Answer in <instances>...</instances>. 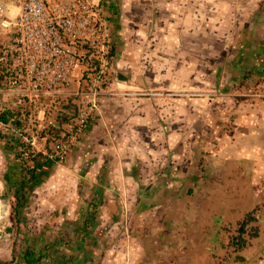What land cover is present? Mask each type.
Masks as SVG:
<instances>
[{
	"label": "crops",
	"instance_id": "obj_1",
	"mask_svg": "<svg viewBox=\"0 0 264 264\" xmlns=\"http://www.w3.org/2000/svg\"><path fill=\"white\" fill-rule=\"evenodd\" d=\"M105 11L121 92L104 95L63 177L26 194L20 264H154L176 250L220 264L225 223L259 207L264 236V0Z\"/></svg>",
	"mask_w": 264,
	"mask_h": 264
},
{
	"label": "built area",
	"instance_id": "obj_2",
	"mask_svg": "<svg viewBox=\"0 0 264 264\" xmlns=\"http://www.w3.org/2000/svg\"><path fill=\"white\" fill-rule=\"evenodd\" d=\"M10 6L16 9L14 19L6 13ZM112 64L105 0H0V91L16 92L18 105L28 108L18 129L27 123L32 130L29 152L37 148L35 136L59 135L60 142L47 156L67 157L104 95L121 92ZM59 94L70 108L62 117L66 131L52 114L58 103L52 97Z\"/></svg>",
	"mask_w": 264,
	"mask_h": 264
},
{
	"label": "rangeland",
	"instance_id": "obj_3",
	"mask_svg": "<svg viewBox=\"0 0 264 264\" xmlns=\"http://www.w3.org/2000/svg\"><path fill=\"white\" fill-rule=\"evenodd\" d=\"M7 10V15L11 19H14L16 15V9L13 6H10ZM16 97V92L0 93V111L3 101L9 103L10 105H16ZM63 106L64 105L61 101L52 106V114L62 120L63 114L67 111L65 108H63ZM16 110L20 113L21 118H23V115L27 113L28 108L17 106ZM39 115L47 117L49 114L47 112H44V114L40 112ZM40 127L44 131L46 130L44 123H40ZM59 128L65 131L67 130V127L62 126L61 124L59 125ZM32 135V130L27 123L25 124L24 130L22 131L19 130L18 127H6L0 124V264H5V262L10 259L13 247L14 254L20 255V247L22 241L25 238L23 235H21V230H19L20 228H18L17 224L14 222V215L12 212V205L14 204L12 184L17 177V173L19 171L18 169L21 165L20 161L15 157V153L21 151L22 148L28 144V139L32 138ZM81 137L82 136L74 141L70 147L69 154L62 160L48 157V162L50 163L48 167H43L42 162H39L41 175H45L46 177L45 182H49L51 180L56 181L58 180V176L63 177V174L65 173L64 168L67 165V162L72 155L74 148L79 143ZM60 139L61 137L59 135H48L43 137L35 136V145L37 148H34L33 150L31 149V152H29L28 148H26V154L24 155L25 160H27L26 166L32 165V162L28 158V153L34 154L37 152H42L43 154L47 155L50 153V151H54L56 149V145L60 142ZM33 193L34 190L31 194L33 195ZM26 210L29 213L30 210L33 212L34 209L32 206H27L24 211H20V215H24ZM175 248L181 249V247L178 245H175ZM197 255H199L198 252L195 254L193 252H189L188 250L185 252L180 250L164 253L159 252L158 257L161 258H159V261L156 260L154 264H162V260H169L172 262V264H188L194 261L195 258L198 259V257H196ZM202 264H210V262L204 261ZM211 264L217 263L211 262ZM249 264H262V260L250 262Z\"/></svg>",
	"mask_w": 264,
	"mask_h": 264
},
{
	"label": "trees",
	"instance_id": "obj_4",
	"mask_svg": "<svg viewBox=\"0 0 264 264\" xmlns=\"http://www.w3.org/2000/svg\"><path fill=\"white\" fill-rule=\"evenodd\" d=\"M8 123L14 127H20L23 119L15 108L3 107L0 111V124L7 127ZM26 146L21 151L15 153V157L20 161L21 165L17 173L16 179L13 181V198L12 212L14 222L19 227L20 211L23 206L26 194L40 181L39 162L48 164V156L38 153H28V158L32 165L26 166L27 160L24 155ZM259 207H255L250 211L245 212L233 222H227L221 226L222 236L219 245V252L215 249L210 253V256L220 264H249L264 256V236L262 233V221L260 219ZM53 247H57L56 239L53 240ZM32 253V250H30ZM23 259L27 255L22 256ZM21 257L14 254L5 264H20Z\"/></svg>",
	"mask_w": 264,
	"mask_h": 264
}]
</instances>
